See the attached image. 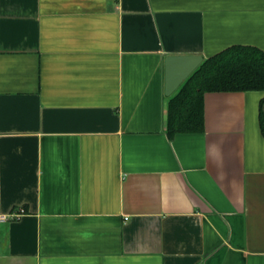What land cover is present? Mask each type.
Wrapping results in <instances>:
<instances>
[{"label":"crops","instance_id":"1","mask_svg":"<svg viewBox=\"0 0 264 264\" xmlns=\"http://www.w3.org/2000/svg\"><path fill=\"white\" fill-rule=\"evenodd\" d=\"M236 45L264 0H0V264H264V92L168 128L165 57Z\"/></svg>","mask_w":264,"mask_h":264},{"label":"trees","instance_id":"2","mask_svg":"<svg viewBox=\"0 0 264 264\" xmlns=\"http://www.w3.org/2000/svg\"><path fill=\"white\" fill-rule=\"evenodd\" d=\"M235 91L264 92V51L236 45L204 59L170 102L169 131L202 129L204 94Z\"/></svg>","mask_w":264,"mask_h":264},{"label":"water","instance_id":"3","mask_svg":"<svg viewBox=\"0 0 264 264\" xmlns=\"http://www.w3.org/2000/svg\"><path fill=\"white\" fill-rule=\"evenodd\" d=\"M203 61L202 55H167L164 59L165 95H173Z\"/></svg>","mask_w":264,"mask_h":264},{"label":"built area","instance_id":"4","mask_svg":"<svg viewBox=\"0 0 264 264\" xmlns=\"http://www.w3.org/2000/svg\"><path fill=\"white\" fill-rule=\"evenodd\" d=\"M22 212H24V211H22ZM22 212H21V213H22ZM18 215H19V214H18ZM6 218H7V217H5V216L1 217L2 220H5Z\"/></svg>","mask_w":264,"mask_h":264}]
</instances>
